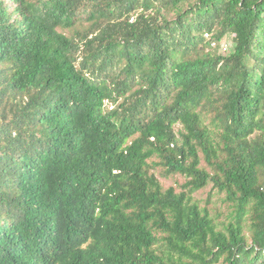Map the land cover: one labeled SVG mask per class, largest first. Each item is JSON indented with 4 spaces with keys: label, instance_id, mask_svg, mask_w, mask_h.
<instances>
[{
    "label": "trees",
    "instance_id": "16d2710c",
    "mask_svg": "<svg viewBox=\"0 0 264 264\" xmlns=\"http://www.w3.org/2000/svg\"><path fill=\"white\" fill-rule=\"evenodd\" d=\"M219 263L264 264V0H0V264Z\"/></svg>",
    "mask_w": 264,
    "mask_h": 264
},
{
    "label": "rangeland",
    "instance_id": "374dc122",
    "mask_svg": "<svg viewBox=\"0 0 264 264\" xmlns=\"http://www.w3.org/2000/svg\"><path fill=\"white\" fill-rule=\"evenodd\" d=\"M233 49V44L231 41V36H226L223 41L220 43L218 48L216 49L219 55H227ZM156 162L157 160H153ZM157 163V162H156ZM202 166L205 164L202 162ZM161 171L160 167H155L152 172L157 175L162 187L167 189L169 187L175 188L177 191L181 190V186L184 184L185 179L179 175L170 176L168 178L160 177L159 172ZM222 195L216 193L212 186L209 185L206 188L196 192L193 194V199L196 200L200 207H205L208 209L213 218L216 219L217 222L224 221L228 216V206L224 202H222ZM223 264V263H219Z\"/></svg>",
    "mask_w": 264,
    "mask_h": 264
},
{
    "label": "built area",
    "instance_id": "2783aa9c",
    "mask_svg": "<svg viewBox=\"0 0 264 264\" xmlns=\"http://www.w3.org/2000/svg\"><path fill=\"white\" fill-rule=\"evenodd\" d=\"M205 36H206V37H208V35H207V34H206Z\"/></svg>",
    "mask_w": 264,
    "mask_h": 264
}]
</instances>
